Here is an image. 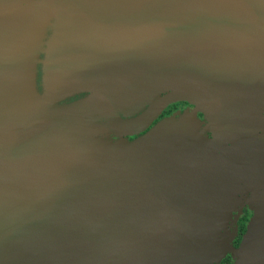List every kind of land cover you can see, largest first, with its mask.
Segmentation results:
<instances>
[{
  "label": "water",
  "instance_id": "95a60500",
  "mask_svg": "<svg viewBox=\"0 0 264 264\" xmlns=\"http://www.w3.org/2000/svg\"><path fill=\"white\" fill-rule=\"evenodd\" d=\"M145 1L151 20L146 39L152 46H176L178 40L183 45L190 44L189 41L199 43L204 32L205 47L218 52L224 46L225 57H219L213 66L215 82L225 71L236 69V63L227 55L237 56L236 62L245 66L249 75L264 72L263 64L254 67L248 63L252 58L264 62V0ZM31 2L0 0V16L24 5L30 8V18L20 36L7 39L14 56L8 82L2 80L0 87V174L14 167L42 179L51 170H79L80 167L111 176L116 183H126L134 190L148 217L158 225L164 247V259L158 264H211L213 255L218 263L226 251L234 258L231 264H264V139L236 150L230 143L214 95L195 87L189 78L184 79H189L190 85L184 86H171L173 79L168 81L167 91L139 118L130 121L120 118L101 98H86L53 110L36 106L34 52L53 8L63 11L59 7L68 5L65 0ZM107 5L114 6L110 0H99L94 6ZM119 15L126 17L123 13ZM121 51L120 68L108 75L130 67V50ZM229 60L234 63L230 68L216 69L222 61ZM105 64L109 66L105 61L104 70ZM250 95L256 96L257 101V95ZM179 99L197 106L204 114L210 125V138L198 135L192 139L194 136L182 129L171 133L169 127L163 134L149 133L155 123L140 134V139L122 140L118 144L119 153L125 148L132 159H146L145 178L152 194L120 170L88 158H63L43 166L38 157L41 150L34 148L29 138L34 125L60 126L89 110L98 111L118 132L136 134L167 104ZM24 139L28 141L27 149L21 146ZM27 152L35 156V161H23ZM66 166L70 167L59 169ZM86 179L91 181L93 177ZM62 188L49 184L44 192L50 200L36 205L12 201L21 190H0V264H128L124 248L128 229L122 227L120 220L115 221L109 208L96 210L88 195L75 193L72 197L69 189ZM103 194L112 195L110 186ZM245 204L252 215L234 247L228 222L232 212ZM151 252L145 244L136 254L148 259Z\"/></svg>",
  "mask_w": 264,
  "mask_h": 264
},
{
  "label": "rangeland",
  "instance_id": "374dc122",
  "mask_svg": "<svg viewBox=\"0 0 264 264\" xmlns=\"http://www.w3.org/2000/svg\"><path fill=\"white\" fill-rule=\"evenodd\" d=\"M65 1L68 6L63 11L53 8L34 52L36 106L51 110L60 109L64 107L61 103L64 97L83 92L88 97L109 101L124 120L130 121L139 118L148 106L166 91L168 81L173 79L171 86H184L190 85L191 80L195 87L214 95L230 135V143L236 150L245 149L264 138L261 115L254 109L243 107L247 99L245 80L237 79L230 87L224 86L223 77H219L215 82L216 78L212 76L213 66L219 57H225L224 46L220 47L218 52L205 47L203 41L207 35L204 32L199 43L189 41L190 44L183 45L179 44L182 41L178 40L176 46L155 47L146 39L151 20L146 13L148 4L145 0L143 2L110 0L114 4L115 16L105 25H96L92 17L87 18L99 0ZM36 2L37 0H32L31 4ZM110 6L113 8V5ZM119 13L126 14V17L121 18ZM0 17L1 87L2 80L8 82V72L14 56L7 39L15 40L20 36L30 18V8L24 5ZM72 29L73 39L80 38V32H84L85 38L93 44L84 51V56L76 54L80 40L73 43L71 51L75 53L69 51ZM16 45L17 43L13 48ZM83 45V48L88 46L86 42ZM104 49H109L108 53H105ZM119 49L130 50L132 54L130 67L126 66L122 71L108 75L103 71V57ZM233 64L230 60L222 61L216 69L219 67L228 69ZM39 66L41 72L38 77L36 74ZM241 69L242 72L246 71L245 66L238 64L236 70ZM259 98L260 95L256 99ZM191 105L182 112H175L159 119L149 133L163 134V130L169 127L171 133L182 129L185 134L194 136L192 139H196L195 136L198 135L210 138V125L207 121L197 118L198 108ZM29 138L32 140L31 145L41 150L38 157L43 166L63 158H88L120 170L128 178L138 181L142 188L152 194L149 181L147 177L145 178L143 164L146 159L140 157L137 158L138 161L134 160L132 159L134 157L124 150L125 148H121L120 153L117 149L119 141L133 142L141 136L127 139L125 136L115 134L105 126L101 116L96 112L82 114L56 127L41 128L34 125ZM27 143L28 141L24 139L21 146L26 147ZM27 153L23 156V161L26 163L35 161V156ZM208 202L207 198L206 203ZM231 217L227 227L232 234L230 236H234ZM226 253L232 255L229 251ZM216 258L213 255L210 263L217 264Z\"/></svg>",
  "mask_w": 264,
  "mask_h": 264
},
{
  "label": "bare ground",
  "instance_id": "6f19581e",
  "mask_svg": "<svg viewBox=\"0 0 264 264\" xmlns=\"http://www.w3.org/2000/svg\"><path fill=\"white\" fill-rule=\"evenodd\" d=\"M107 63L109 66L105 64V67L108 73L116 72L122 64L116 58ZM68 167L70 166L59 169ZM78 169L60 171L55 169L57 172L51 170L42 179H36L34 175L28 174L24 170L8 167L0 174V190H21L22 193H19L12 201L31 203V205L50 200V197L44 192L49 184L69 189L72 197L75 193L88 195L89 201L96 210H101L102 207L109 208L115 221L120 220L119 223L122 227L128 229L129 234L124 244L128 254V264H158L160 260L164 259V247L158 225L148 217L145 209H142L134 190L126 183L118 181L116 183L111 176L110 178L99 172L92 170L90 172L80 167ZM90 177H93V180L86 179ZM115 184L118 185L114 190ZM109 186L112 189V195L106 197L103 193ZM145 244L152 250L151 258L141 259L142 256L139 257L136 253Z\"/></svg>",
  "mask_w": 264,
  "mask_h": 264
},
{
  "label": "flooded vegetation",
  "instance_id": "af4514ba",
  "mask_svg": "<svg viewBox=\"0 0 264 264\" xmlns=\"http://www.w3.org/2000/svg\"><path fill=\"white\" fill-rule=\"evenodd\" d=\"M59 8H60V10H64L66 7H59ZM94 8L95 9H93L90 13H88L87 18L91 19V17H92V19L96 25H100V24L105 25L106 23H110L111 20L113 19V17L115 16L114 15L115 11L113 10L114 6H113V8H111L110 5L101 6V7L94 6ZM110 11H111V13H110ZM78 40H80V43H79L78 52L76 54H78L77 56H84V51H87L89 49V47H91V45H93V44H91L89 42V40L85 38L84 32H82V33L80 32V38L78 37V38L73 39V29H72V33H71V37H70L71 47L69 50L72 54L75 53V52L71 51L72 47H73V43L75 41H78ZM84 42H86L88 44V46L86 48L84 47L85 49L83 48ZM108 50L104 49V52L108 53ZM121 56H122L121 49L117 50L115 53H113L111 55L105 54L103 57V64H102L103 68H104V62L105 61L110 63L111 59H114V58H116L117 61H119V60H121ZM227 58L230 60H234L233 62L236 63V67L238 66V63L236 62L237 56L227 55ZM241 58L246 60L244 58V56H242ZM253 59H255L256 61ZM249 61L252 64V66H254V67H258L260 64L264 65V62L260 63V60L257 58H252V59L248 60V63H249ZM103 71H106V73L108 74L107 70L103 69ZM242 71H243L242 69H241V71L236 70V69L231 70V71L230 70L225 71L222 75L223 80H224V86L230 87L233 84V82H235L237 79H244L245 80L244 82L246 84L245 85V90H246L245 92L247 93V97H246L247 99H246V102L244 103L243 107H245L249 110L254 109V111L259 113V115H261V117H260L261 124H264V99L261 98V97L264 98V72H262L260 74L259 71H257V72H255L256 75H254V74L249 75L246 71L245 72H242ZM40 72H41V67L39 66L37 69V74H36V75H38V77L40 76ZM166 91H167V89H166ZM254 91H256V92L254 93ZM250 93L256 94L257 96L260 95V98L256 101L254 99L255 97L254 96L251 97ZM86 98H94V97H88L87 94L80 92V93H75V94L64 97V99L61 101V103H63L64 106H66V105L72 104L76 101L86 99ZM104 101H106L108 104H110L112 106V108L115 110V112L118 114V112L116 111V107L112 103H110L107 100H104ZM191 106L192 105L185 100L179 99V100L172 101L171 103L167 104L160 111V113L157 115V117L145 129H143L142 131H140L136 134H122V133L118 132L114 128L110 127L108 125V122L96 110L86 111L84 113L79 114V116L82 114L88 113V112H96L101 116L102 121L105 124V126L107 128H109L111 131H113L115 134H117L119 136L121 135L123 137L125 136L127 139H132V138L144 133L148 128H150L152 125H154L159 119H161L163 117L170 116L171 114H173L175 112H182L185 108H190ZM243 107H241V108H243ZM118 116L120 118H122L119 114H118ZM196 116L198 119H201L204 122L207 121L204 118V114L202 112H200L199 110L196 111ZM251 215H252V211L246 205H243L239 211H235L232 213L231 226H232V228H234L233 229L234 236H233L231 243L233 246H236L238 244V242L240 241L242 233L245 230L246 224H247L248 220L250 219ZM231 262H232V259H231L230 254L226 253L220 259V261L217 264H231Z\"/></svg>",
  "mask_w": 264,
  "mask_h": 264
},
{
  "label": "trees",
  "instance_id": "16d2710c",
  "mask_svg": "<svg viewBox=\"0 0 264 264\" xmlns=\"http://www.w3.org/2000/svg\"><path fill=\"white\" fill-rule=\"evenodd\" d=\"M185 101H186V100H185ZM244 231H245V230H244ZM244 231H243V233H244ZM243 233H242V234H243ZM238 243H239V242H238ZM237 245H238V244H237ZM237 245H236V246H237ZM236 246H234V247H236ZM219 261H220V260H219Z\"/></svg>",
  "mask_w": 264,
  "mask_h": 264
}]
</instances>
